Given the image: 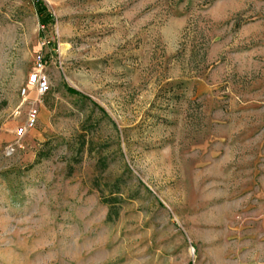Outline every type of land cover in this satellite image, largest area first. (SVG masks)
Masks as SVG:
<instances>
[{
    "label": "rangeland",
    "instance_id": "1",
    "mask_svg": "<svg viewBox=\"0 0 264 264\" xmlns=\"http://www.w3.org/2000/svg\"><path fill=\"white\" fill-rule=\"evenodd\" d=\"M0 264H264V0H0Z\"/></svg>",
    "mask_w": 264,
    "mask_h": 264
},
{
    "label": "built area",
    "instance_id": "2",
    "mask_svg": "<svg viewBox=\"0 0 264 264\" xmlns=\"http://www.w3.org/2000/svg\"><path fill=\"white\" fill-rule=\"evenodd\" d=\"M47 42H49V40L44 38L41 40L40 44L44 45ZM43 58L44 55L40 52V50L37 51L35 68L28 74V78H27L29 84L35 85L38 94L44 93L49 86L48 75L43 70L46 62V60H44ZM21 93L22 94L27 93L26 87L22 88ZM37 117H38V107L36 104H32L27 110L23 123L15 129L16 134L17 135L23 134L27 128L31 127L36 123Z\"/></svg>",
    "mask_w": 264,
    "mask_h": 264
},
{
    "label": "trees",
    "instance_id": "3",
    "mask_svg": "<svg viewBox=\"0 0 264 264\" xmlns=\"http://www.w3.org/2000/svg\"><path fill=\"white\" fill-rule=\"evenodd\" d=\"M104 200L110 203V209H109L108 215L110 216L112 212L116 213V211H113V203L116 200V196L110 195V196L106 197V199H104Z\"/></svg>",
    "mask_w": 264,
    "mask_h": 264
}]
</instances>
